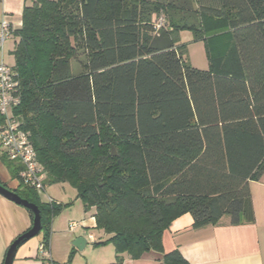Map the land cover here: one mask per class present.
Here are the masks:
<instances>
[{
    "label": "trees",
    "instance_id": "16d2710c",
    "mask_svg": "<svg viewBox=\"0 0 264 264\" xmlns=\"http://www.w3.org/2000/svg\"><path fill=\"white\" fill-rule=\"evenodd\" d=\"M21 21L12 32L13 112L45 185L68 182L84 210L94 209L106 236L95 245L111 243L116 263L123 253H153L159 264H189L162 245L184 213L193 228L224 216L228 225L255 221L249 185L264 173V0H32ZM182 30L204 41L207 69L184 59ZM76 40L87 57L73 73ZM1 160L14 191L38 206L46 245L50 220L71 202L42 201L19 181L20 165Z\"/></svg>",
    "mask_w": 264,
    "mask_h": 264
},
{
    "label": "crops",
    "instance_id": "0c3cea01",
    "mask_svg": "<svg viewBox=\"0 0 264 264\" xmlns=\"http://www.w3.org/2000/svg\"><path fill=\"white\" fill-rule=\"evenodd\" d=\"M31 3L32 0H0V20L4 17L14 31L17 30L22 22L24 6ZM16 40L14 37V46ZM3 54L2 50L0 61H4ZM1 156L0 154V181L9 188H15L18 183L12 179ZM49 188L54 195L49 194ZM249 189L255 215L253 223L228 225V219L224 216L217 225L193 228L192 216L184 213L175 218L163 232L164 252L178 249L189 264H264V173L258 181L250 182ZM54 190L51 184H46V196H50L54 202L63 205L71 202L62 206L50 220L46 249L47 256L54 264H159L153 253L144 254L138 259H132L123 253L121 262L116 263V252L111 243L95 245L106 236L95 228L94 209L84 210L82 202L76 198L74 188L68 196L63 188L61 192ZM45 200L46 198L42 201ZM70 222H75L76 226L71 228ZM31 224L32 218L26 208L0 194V264L4 263L6 251L12 241L27 231ZM76 237L86 239L82 250L72 245ZM41 239L40 232L37 236L22 241L11 264H43L38 253Z\"/></svg>",
    "mask_w": 264,
    "mask_h": 264
},
{
    "label": "built area",
    "instance_id": "2783aa9c",
    "mask_svg": "<svg viewBox=\"0 0 264 264\" xmlns=\"http://www.w3.org/2000/svg\"><path fill=\"white\" fill-rule=\"evenodd\" d=\"M163 18L158 17L155 29L163 24ZM13 27L4 17L0 20V50L4 42L11 37ZM20 103L19 80L16 71L9 64L0 61V154L10 161L20 165L18 172L19 181L32 187L38 192L45 193L46 172L37 159V153L32 146L29 132L23 128V122L13 112L14 107ZM47 202H54L46 196ZM76 226L70 222V227ZM38 253L43 264H54L47 256L46 245L40 241Z\"/></svg>",
    "mask_w": 264,
    "mask_h": 264
},
{
    "label": "rangeland",
    "instance_id": "374dc122",
    "mask_svg": "<svg viewBox=\"0 0 264 264\" xmlns=\"http://www.w3.org/2000/svg\"><path fill=\"white\" fill-rule=\"evenodd\" d=\"M16 38V37H15ZM14 36L12 35L4 42L3 47V55H4V62L9 64L10 66L13 65V47H14ZM178 42L183 45L184 47V59L193 67L199 69H207L208 68V57L205 50V45L203 40H196L193 37V34L189 30H182L178 34ZM72 46L74 48V54L70 56V66L73 73L80 72L83 69V65L86 61L87 52L84 47L76 40V42H72ZM1 53V51H0ZM53 120L46 118L45 119V128H49L52 125ZM116 152V150H115ZM5 184L3 181H1ZM52 183V189L54 191H60L61 188L65 190L66 195H70L72 193V186L68 182H57ZM63 186V187H62ZM51 188L48 189L49 194L54 195L49 191ZM61 192V191H60ZM39 197L41 200L45 199L46 193L39 192Z\"/></svg>",
    "mask_w": 264,
    "mask_h": 264
},
{
    "label": "water",
    "instance_id": "95a60500",
    "mask_svg": "<svg viewBox=\"0 0 264 264\" xmlns=\"http://www.w3.org/2000/svg\"><path fill=\"white\" fill-rule=\"evenodd\" d=\"M111 154L115 155L116 152L113 147H111ZM0 194L4 196L5 198L13 201L14 203L23 206L24 208L28 209L32 213V224L30 228L25 231L24 233L20 234L18 237H16L12 243L9 245L4 263L3 264H11V261L13 259L14 253L19 246V244L27 239H30L34 236H37L41 231V215L38 206L23 198L20 196L17 192L14 191L13 188H9L7 185H4L2 182H0ZM86 244V239L84 237H76L72 241V245H74L78 250H82Z\"/></svg>",
    "mask_w": 264,
    "mask_h": 264
}]
</instances>
